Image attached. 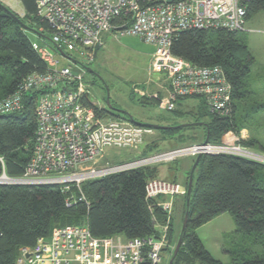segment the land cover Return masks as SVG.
I'll return each mask as SVG.
<instances>
[{
	"label": "built area",
	"instance_id": "2783aa9c",
	"mask_svg": "<svg viewBox=\"0 0 264 264\" xmlns=\"http://www.w3.org/2000/svg\"><path fill=\"white\" fill-rule=\"evenodd\" d=\"M246 1L36 0V17L47 25L49 34L43 28L37 30L52 42L48 41V45L32 42V45L48 70L31 73L12 96L0 101V114H7L22 110L27 94L40 92L34 152L19 177L7 173L5 159L0 156V186L54 185L63 192L72 187L82 192V184L89 180L204 154L235 155L264 165V155L240 143L238 137L234 141L202 143L100 165L107 149L137 148L151 129L124 118L98 114L91 105L85 83L87 68L108 33L135 37L154 47L152 70L168 80V94L160 102L162 109L174 111L179 101L201 98L211 112L229 116L232 85L224 68L194 65L174 55L172 47L185 31H246ZM55 45L72 59L75 56L65 48L81 55L79 63L73 62L76 68L56 59V53H61ZM183 189L179 183L160 179L147 183V199L156 200L167 215L164 224H155L159 237H96L87 224L66 225L54 228L48 238H39L33 247H23L17 264H164L174 204L169 202L172 200L157 199L185 194ZM84 199L82 194L81 200Z\"/></svg>",
	"mask_w": 264,
	"mask_h": 264
},
{
	"label": "trees",
	"instance_id": "16d2710c",
	"mask_svg": "<svg viewBox=\"0 0 264 264\" xmlns=\"http://www.w3.org/2000/svg\"><path fill=\"white\" fill-rule=\"evenodd\" d=\"M19 1L24 15L14 13L21 21L6 11L0 2V101L12 96L31 73L48 70L47 63L33 48V41L21 22L34 29L43 28L44 33L48 32V27L36 17V0ZM245 4L247 20L264 11V0H247ZM244 32L225 29L185 31L172 47L174 55L194 65H218L224 68L232 85L230 115L221 116L211 112L202 100V116H209L210 120L206 121L198 114L188 124L203 122V125L150 129L168 133L203 129L202 143L208 140L215 144L224 142L226 134L233 132L240 138V143L264 151L261 135H250L247 140L241 137L242 130L250 127L249 120L264 108V103L259 104L253 98L254 91L248 83L255 58ZM44 42L49 44L48 41ZM101 49L102 46L97 47L96 56ZM39 96L40 92L33 91L25 96L22 110L0 114V156L5 159L7 173L14 177L24 173L33 156ZM148 102L147 98L140 99V104L146 105ZM184 104V100L179 101L177 109L171 113L182 117L180 106ZM91 105L100 115L130 120L114 110ZM154 143H146L148 146L143 155L155 152L157 147ZM196 159L192 158L187 173L189 177ZM158 173L157 166L122 171L86 181L82 184V192L77 187L63 192L54 185H1L0 264H17L23 247H33L39 238H48L54 228L66 225L87 224L96 237H159L155 224H164L167 215L157 206L156 200L146 197V185L158 179ZM82 194L86 199L81 200ZM187 210V230L173 264H224L210 253L197 233L199 227L223 213H229L236 226L233 232L224 234L226 241L222 246L231 264H264L263 164L229 154L202 155L194 173L188 208L187 194L184 196L182 222ZM182 225L179 234H176L173 219L165 251H170L176 239L178 243Z\"/></svg>",
	"mask_w": 264,
	"mask_h": 264
},
{
	"label": "rangeland",
	"instance_id": "374dc122",
	"mask_svg": "<svg viewBox=\"0 0 264 264\" xmlns=\"http://www.w3.org/2000/svg\"><path fill=\"white\" fill-rule=\"evenodd\" d=\"M11 11L16 12L20 16L24 15V8L19 0H0ZM29 38L33 42H39L41 45H48L37 35L27 31ZM48 35L49 33L46 32ZM247 37V44L255 58L252 65L248 83L254 91L253 98L257 103H264V11L254 14L246 25V31L243 33ZM66 52L75 56L76 60H81L80 54L73 50L66 49ZM154 47L139 40L135 37H120L111 32L105 36V41L98 55L95 56L94 62L88 67L85 76V83L88 88L91 103L97 105L101 109L109 110L107 103L108 93L110 102L114 107L122 109L130 113L135 120L141 123L155 124L161 126H174V124L182 125L191 122L195 115L202 116V100L201 98H187L182 107V117L171 113L160 107V102L168 94V80L163 74L155 73L151 67L152 52ZM56 59L60 60L63 65H70L76 68L73 61L56 53ZM148 99L145 105L140 104V99ZM118 113V112H117ZM204 113V112H203ZM206 113H210L206 111ZM196 119V118H195ZM206 121L210 117H203ZM249 128L247 130L246 140L250 135H261V143L264 144V108L261 109L252 119L249 120ZM242 130V131H243ZM203 129H187L177 133L162 132L152 130L145 136L144 142L133 149H107L103 154L100 165L118 164L143 155L147 146L154 143L156 145L155 152H169L180 147H190L202 144L204 140ZM260 136V137H261ZM238 137L233 132L226 134L225 141H234ZM239 138V137H238ZM147 141V142H146ZM240 141V140H239ZM209 143V142H205ZM215 144V143H212ZM219 144V143H218ZM253 148H251L252 150ZM252 151L264 155V151ZM152 152V153H155ZM149 153V154H152ZM148 154V155H149ZM209 154V155H221ZM207 155V154H204ZM228 155V154H226ZM199 156V155H198ZM183 157L174 162H166L157 165L159 169L158 179L169 182L179 183L183 185L185 194H176L173 197H161L157 201L172 200L173 217L175 222V233L179 234L182 225L183 200L187 194L188 188L186 181L188 176V168L192 164V158ZM202 156V155H201ZM104 160V161H103ZM176 162V163H175ZM148 167V166H147ZM187 168V169H186ZM236 229L235 222L229 213H223L212 221L197 229V233L202 239L205 247L216 258L224 264H231L230 257L224 253L222 246H225L224 234L231 233ZM177 240V239H176ZM170 247V251H165L163 256L164 264H169L170 259L177 246V241ZM172 251V252H171Z\"/></svg>",
	"mask_w": 264,
	"mask_h": 264
},
{
	"label": "water",
	"instance_id": "95a60500",
	"mask_svg": "<svg viewBox=\"0 0 264 264\" xmlns=\"http://www.w3.org/2000/svg\"><path fill=\"white\" fill-rule=\"evenodd\" d=\"M167 1H168V2H172L173 0H167ZM2 4H3V3H2ZM2 4H1V5H2ZM2 6L4 7V9H5L6 11H8V12L11 13L13 16H15L19 21H21L20 18H19V17L13 12V11H11L6 5L3 4ZM21 23H22V25H23V27H24V29H25L26 31H29V32H31V33L37 35L38 37L43 38V39H45V40H47V41H49V42H52L51 39H50L48 36H46L45 34L41 33V32L38 31L37 29L31 28V27H29L28 25L24 24L23 22H21ZM55 46H56L57 50H58V51H59L64 57H66V58L72 60L74 63H79V61H77V60H75V59H72L71 57H69L68 55H66V54L64 53V51H63L60 47H58L57 45H55ZM49 50H50L51 52H53V50H51V49H49ZM87 70H88V71H91L89 68H87ZM107 103H108V105H109V110H110V111L114 110L115 112H118V113L121 114V115L127 116V117H128L132 122H134L135 124L140 125V126H143V127H146V128H149V129H150V128L164 129V130H166V129H179V128H183V127H187V126H197V125H203V124H204L203 122H200V123H190V124H182V125H176V126H161V125H155V124L141 123V122H138L137 120H135V119L133 118V116H132L130 113H128L127 111H124V110H122V109H119V108L114 107V106L111 104V102H110V96H109V93H108ZM206 142H208V140H207ZM200 158H201V155H199V156L197 157V159H196V161H195V163H194V165H193V167H192V169H191V172H190L189 183H188V190H187V208L190 206V199H191V193H192V186H193L194 173H195V170H196V168H197V165H198V162H199ZM188 219H189V211L187 210V211L185 212V215H184V220H183V225H182V230H181V236H180V238H179V241H178L177 246H176V248H175V251H174V253H173V255H172L171 259H170L169 264H173V263H174V260H175V258L177 257V255H178V253H179V251H180V249H181V247H182V245H183V241H184L183 238H184V235H185L186 230H187Z\"/></svg>",
	"mask_w": 264,
	"mask_h": 264
},
{
	"label": "crops",
	"instance_id": "0c3cea01",
	"mask_svg": "<svg viewBox=\"0 0 264 264\" xmlns=\"http://www.w3.org/2000/svg\"><path fill=\"white\" fill-rule=\"evenodd\" d=\"M153 53V52H152ZM247 134V130H243L242 132H241V137L242 138H246V135ZM246 135V136H245ZM147 142V141H146ZM187 169V168H186ZM189 169V168H188ZM159 178V177H158Z\"/></svg>",
	"mask_w": 264,
	"mask_h": 264
},
{
	"label": "clouds",
	"instance_id": "9594fccd",
	"mask_svg": "<svg viewBox=\"0 0 264 264\" xmlns=\"http://www.w3.org/2000/svg\"><path fill=\"white\" fill-rule=\"evenodd\" d=\"M1 2V1H0ZM3 3V2H2ZM4 4V3H3ZM5 5V4H4Z\"/></svg>",
	"mask_w": 264,
	"mask_h": 264
}]
</instances>
